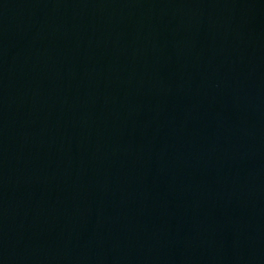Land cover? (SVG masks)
Returning a JSON list of instances; mask_svg holds the SVG:
<instances>
[{
  "label": "water",
  "instance_id": "obj_1",
  "mask_svg": "<svg viewBox=\"0 0 264 264\" xmlns=\"http://www.w3.org/2000/svg\"><path fill=\"white\" fill-rule=\"evenodd\" d=\"M0 264H264V0H0Z\"/></svg>",
  "mask_w": 264,
  "mask_h": 264
}]
</instances>
